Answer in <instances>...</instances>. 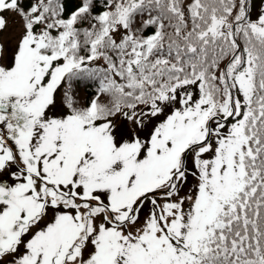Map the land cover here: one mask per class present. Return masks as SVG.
Segmentation results:
<instances>
[{
	"label": "snow or ice",
	"instance_id": "6c2138e0",
	"mask_svg": "<svg viewBox=\"0 0 264 264\" xmlns=\"http://www.w3.org/2000/svg\"><path fill=\"white\" fill-rule=\"evenodd\" d=\"M0 264H264V0H0Z\"/></svg>",
	"mask_w": 264,
	"mask_h": 264
}]
</instances>
